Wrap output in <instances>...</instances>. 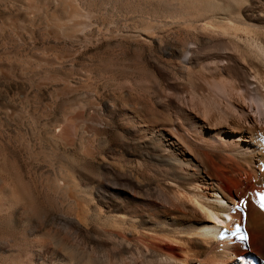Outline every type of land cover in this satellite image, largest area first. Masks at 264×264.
Here are the masks:
<instances>
[{
    "label": "bare ground",
    "instance_id": "obj_1",
    "mask_svg": "<svg viewBox=\"0 0 264 264\" xmlns=\"http://www.w3.org/2000/svg\"><path fill=\"white\" fill-rule=\"evenodd\" d=\"M171 1L178 6L170 17L200 22L197 58L225 59L227 65L214 61L211 89L207 73L195 72L187 58L195 47L188 46L184 60L194 65L184 71V86L196 102L179 128L156 117L134 88L125 102L107 108L119 128L121 152L136 164H151V173L138 181L117 168L102 180L78 161H59L51 183L73 216L65 227L71 239L81 236L79 224H88L85 210L108 214L105 230L98 229L104 239L93 235L100 255L75 242L54 240L51 249L36 242L20 250L23 264H264V210L257 195L264 193V0ZM220 77L231 80V91ZM78 119L69 118L55 138L82 142ZM86 147L80 149L90 154ZM9 186H0V211L22 208L27 200L20 185ZM234 196L244 203L233 211ZM221 218L222 226L216 223Z\"/></svg>",
    "mask_w": 264,
    "mask_h": 264
},
{
    "label": "rangeland",
    "instance_id": "obj_2",
    "mask_svg": "<svg viewBox=\"0 0 264 264\" xmlns=\"http://www.w3.org/2000/svg\"><path fill=\"white\" fill-rule=\"evenodd\" d=\"M177 6L170 0H0V186L18 184L27 195L22 208L0 211V264L12 257L23 264L24 245L44 242L51 249L54 240L100 255L93 235L104 239L98 229L105 230L108 214L85 210L88 224H79L81 236L71 239L65 227L73 216L51 182L59 161H78L102 180L117 168L138 181L150 174L151 164H136L121 152L107 108L125 102L134 88L156 117L182 126L196 102L184 86V71L194 65L184 60L188 46H195L187 54L195 72L205 71L206 86L214 88V61H226L197 58L200 22L170 17ZM221 81L232 90L228 77ZM73 116L83 126L82 142L78 136L73 144L57 140ZM41 229L50 234L41 236Z\"/></svg>",
    "mask_w": 264,
    "mask_h": 264
},
{
    "label": "snow or ice",
    "instance_id": "obj_3",
    "mask_svg": "<svg viewBox=\"0 0 264 264\" xmlns=\"http://www.w3.org/2000/svg\"><path fill=\"white\" fill-rule=\"evenodd\" d=\"M257 195L260 196V200L258 201L259 206H260V208L262 210H264V193H258ZM234 199L238 200V204H237L236 207H239L240 205H242L244 203V201L242 199H240L239 197H235L234 196ZM216 223L222 226V224H223V218H221L220 220H216ZM236 232H239V226H237ZM240 239L246 240V239H249V236L248 235L241 234L240 235Z\"/></svg>",
    "mask_w": 264,
    "mask_h": 264
}]
</instances>
